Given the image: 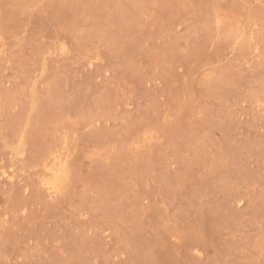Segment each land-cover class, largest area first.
<instances>
[{
    "label": "rangeland",
    "instance_id": "374dc122",
    "mask_svg": "<svg viewBox=\"0 0 264 264\" xmlns=\"http://www.w3.org/2000/svg\"><path fill=\"white\" fill-rule=\"evenodd\" d=\"M0 264H264V0H0Z\"/></svg>",
    "mask_w": 264,
    "mask_h": 264
}]
</instances>
